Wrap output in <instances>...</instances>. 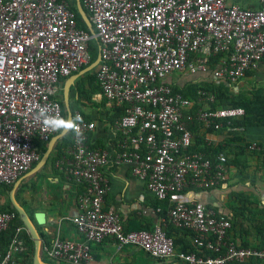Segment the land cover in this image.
Wrapping results in <instances>:
<instances>
[{
	"label": "built area",
	"instance_id": "built-area-1",
	"mask_svg": "<svg viewBox=\"0 0 264 264\" xmlns=\"http://www.w3.org/2000/svg\"><path fill=\"white\" fill-rule=\"evenodd\" d=\"M80 1L94 35L77 27L68 0H0V187L13 186L41 159L36 142L48 143L56 133L36 119L37 106L62 117L61 80L91 63L92 40L100 46L95 97L122 110L114 121L119 141L112 160L106 150L88 145L94 123L71 111L81 119L83 142L70 135L68 151L54 167L82 188L79 211L67 218L79 238L55 236L43 243L42 255L53 264H90L92 247L111 239L118 249L135 247L162 264L264 262V248L227 238L232 223L226 216L184 196L220 188L228 177L223 153L211 160L189 151L192 125L219 130L244 110L204 108L215 93L198 90L192 100L170 82L173 74H187L231 86L258 70L264 64V0L258 8L229 0ZM250 149L260 147L251 143ZM109 163L127 166L157 201L167 203L165 214L155 207L150 230L126 231L119 213L104 207ZM1 205L0 198V234L16 218ZM167 224L189 232L195 252L177 251ZM25 236L24 226L14 227L0 264H28Z\"/></svg>",
	"mask_w": 264,
	"mask_h": 264
},
{
	"label": "crops",
	"instance_id": "crops-1",
	"mask_svg": "<svg viewBox=\"0 0 264 264\" xmlns=\"http://www.w3.org/2000/svg\"><path fill=\"white\" fill-rule=\"evenodd\" d=\"M229 1L237 5L240 4V7L254 8L253 5H258L256 8L259 7V0ZM82 76L76 79L69 88L68 103H71L74 110L79 111L86 120L95 125L94 130L88 135L89 147L106 150L112 160L118 150L119 141L114 123H111L113 110L104 99H98L95 95L90 103L82 102V106H84L82 111L76 108L77 103L74 102L77 97L74 85L80 81ZM194 76L197 75L181 74L168 81L172 85H174L173 83L178 85L182 80H189ZM66 79H62L60 83L58 99L61 101L63 100L62 87ZM257 137L250 142L256 143L260 147V151H264V136ZM206 139L224 142L225 136L210 134L206 135ZM68 145L62 149L63 155L68 151ZM60 157L54 148L43 167L34 177L23 179L15 194L16 200L31 218L35 213H43L44 224L38 225L35 221L34 223L44 244L50 243L55 236L72 240L79 238L74 225L67 218L78 213V196L82 192V188L70 181L63 172L55 169L54 162ZM232 168L236 169L233 176L230 175ZM103 175L109 185L104 207L113 208L119 213L126 231L150 230L157 219L154 212L156 199L147 191L145 184L136 179L130 169L124 165L117 166L109 163L103 169ZM10 190L3 186L0 187L2 209L9 204ZM184 196L188 200L200 202L206 207L214 209L218 214L226 216L232 223L227 238L235 245L264 248V168L258 155L245 153L238 166H228V177L224 186L208 191H188ZM138 254H144L145 259L138 258ZM92 256L93 260L90 264L157 263L135 247L118 249L111 239H105L101 244L93 246Z\"/></svg>",
	"mask_w": 264,
	"mask_h": 264
},
{
	"label": "trees",
	"instance_id": "trees-1",
	"mask_svg": "<svg viewBox=\"0 0 264 264\" xmlns=\"http://www.w3.org/2000/svg\"><path fill=\"white\" fill-rule=\"evenodd\" d=\"M70 3V9L75 15L77 27L87 31L83 21L81 20L79 14L74 5V0H68ZM97 41L92 40L88 44V50L91 56V63L96 59L98 52ZM219 58V57H218ZM90 63V64H91ZM87 67V66H85ZM83 67L82 69H84ZM253 75H257L259 77H263L264 75V64L256 71L249 72L246 74L245 78L252 77ZM86 79V83H82V80ZM264 78V77H263ZM242 79V80H243ZM81 81H77L74 85L76 89V100L74 103H82L87 102L90 103L92 97L100 92V88L95 80V76L93 75H83L80 78ZM240 82V81H239ZM238 82V83H239ZM237 83V84H238ZM237 84L230 86L225 82H213L209 81L205 78L200 79L199 76H194L192 79L185 80L178 85H172L173 90L175 92H179L183 94L186 98L196 100V93L198 90H204L215 93V101L204 108L208 109H216V108H240L244 110V115L241 118L234 119L228 125L225 122L219 130H214L213 128L202 129L197 125H192V132L194 134V142L193 146L190 148V152L201 153L206 158L214 160L215 156L219 153H223L227 157V166H238L241 157L245 155V153H251L258 155L261 160L262 167L264 168V151H256L251 150L250 145L251 142L247 138L246 130L247 129H260L264 128V84L262 86H258L251 91L242 92L238 90ZM235 88L237 89L235 91ZM61 110L62 117L65 118L66 111L63 104V100L61 101ZM71 111L74 110L73 105L69 104ZM200 107L198 105L195 106V109ZM77 108V106H76ZM122 114V110L115 108L113 109V114L111 117V123H114ZM83 116V115H82ZM84 118V116H83ZM85 119V118H84ZM86 120V119H85ZM224 135V142H208L206 140V135ZM69 143V145H68ZM70 135L65 136L61 142L57 144L55 150L58 151V157L63 155L62 149H65L70 146ZM38 149L42 155V153L46 150V143L36 142ZM64 146V148H63ZM5 187V186H3ZM12 187V186H11ZM11 187H5L8 190ZM10 188V189H9ZM160 206L163 210V214L167 209L166 202H159L156 200L155 207ZM3 211L14 212L16 215L15 221L12 226L2 232L0 234V252L1 254H5L13 233V229L16 226H23L22 222L19 219L18 213L11 209L9 204L2 209ZM142 230V229H141ZM165 233L167 237L173 239L174 247L177 251L180 252H195L194 247L190 244V233L181 229H177L170 224H167L165 227ZM25 244L27 247V260L28 264H32L33 259V251L34 245L30 238V236H25ZM44 264H53L49 261L45 256H42ZM156 264H162L157 262ZM232 264H240V263H232ZM243 264H264L261 261L252 260L249 263Z\"/></svg>",
	"mask_w": 264,
	"mask_h": 264
},
{
	"label": "water",
	"instance_id": "water-1",
	"mask_svg": "<svg viewBox=\"0 0 264 264\" xmlns=\"http://www.w3.org/2000/svg\"><path fill=\"white\" fill-rule=\"evenodd\" d=\"M74 5L77 10V13L79 14L81 20L83 21L85 27L87 28V31L94 35V29L90 23V20L88 19L86 12L83 9V6L81 4L80 0H74ZM96 41V40H95ZM98 45V44H97ZM100 62V46L98 45V52L96 59L89 64L87 67L79 71L77 74L71 75L68 77L62 87V97H63V104L66 111L65 118L71 119L72 118V112L68 103V94H69V88L74 84V81L78 79L80 76L85 75L86 73L94 70V72L97 70L98 64ZM68 136V135H65ZM65 136L55 135L53 136L48 143H46V150L42 153L41 159L38 161L36 166L30 170L28 173L25 174L23 178H20L11 188L9 192V206L11 209H14L19 216L20 221L22 222L23 226L27 230L33 245H34V251H33V259L32 264H44L42 259V237L40 236L37 227L34 223V221L38 225L44 224V215L43 213H35L33 218H31L25 209L18 203L16 200L15 194L16 191L22 182L23 179H30L31 177H34L35 174L43 167V165L47 162V159L49 157V154L51 151L57 146L59 142L62 141V139Z\"/></svg>",
	"mask_w": 264,
	"mask_h": 264
},
{
	"label": "clouds",
	"instance_id": "clouds-1",
	"mask_svg": "<svg viewBox=\"0 0 264 264\" xmlns=\"http://www.w3.org/2000/svg\"><path fill=\"white\" fill-rule=\"evenodd\" d=\"M38 111L36 119L42 123V126L53 133L60 136L73 135L77 142L82 143L83 137L80 132V117L75 118H63L60 116L49 115V109L43 106H37Z\"/></svg>",
	"mask_w": 264,
	"mask_h": 264
},
{
	"label": "rangeland",
	"instance_id": "rangeland-1",
	"mask_svg": "<svg viewBox=\"0 0 264 264\" xmlns=\"http://www.w3.org/2000/svg\"><path fill=\"white\" fill-rule=\"evenodd\" d=\"M252 1H255V0H252ZM257 4V3H256ZM240 5V4H239ZM241 6V5H240ZM258 5L254 6V8H256ZM242 8H247L245 6H242ZM252 8V7H251ZM87 75H93L95 76V72L94 70L86 73ZM173 78L175 79L177 75L173 74L172 75ZM264 77V75H263ZM263 77H259L257 75H253L252 77H249V78H246V79H243L241 80L238 84H237V87L239 88L238 90L242 91V92H248V91H251L253 90L254 88L258 87V86H262L264 84V78ZM81 81V80H80ZM85 83L86 82V79L84 78V80H82V83ZM174 85L176 83H173ZM234 87V85H231ZM237 89L235 88V91ZM83 104L82 103H77L76 106H77V109L82 111L83 110V107L82 106ZM246 134H247V138L248 140H255L257 139L258 137L257 136H264V128H260V129H247L246 130ZM50 161V160H49ZM236 169L232 168L231 172H230V175L233 176L234 175V172H235ZM213 190V189H212ZM138 258H141L142 260L145 259V256L144 254H138L137 255ZM179 264H183L181 262H179Z\"/></svg>",
	"mask_w": 264,
	"mask_h": 264
}]
</instances>
